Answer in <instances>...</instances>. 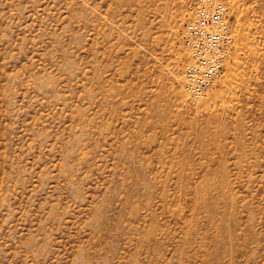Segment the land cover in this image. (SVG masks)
Wrapping results in <instances>:
<instances>
[{
  "label": "rangeland",
  "instance_id": "obj_1",
  "mask_svg": "<svg viewBox=\"0 0 264 264\" xmlns=\"http://www.w3.org/2000/svg\"><path fill=\"white\" fill-rule=\"evenodd\" d=\"M194 1L0 0V264H264V0L201 97Z\"/></svg>",
  "mask_w": 264,
  "mask_h": 264
},
{
  "label": "built area",
  "instance_id": "obj_2",
  "mask_svg": "<svg viewBox=\"0 0 264 264\" xmlns=\"http://www.w3.org/2000/svg\"><path fill=\"white\" fill-rule=\"evenodd\" d=\"M182 32L188 54L182 73L190 94L201 97L221 77L233 47L229 6L222 0H195Z\"/></svg>",
  "mask_w": 264,
  "mask_h": 264
},
{
  "label": "bare ground",
  "instance_id": "obj_3",
  "mask_svg": "<svg viewBox=\"0 0 264 264\" xmlns=\"http://www.w3.org/2000/svg\"><path fill=\"white\" fill-rule=\"evenodd\" d=\"M183 34V33H182ZM234 41V40H233Z\"/></svg>",
  "mask_w": 264,
  "mask_h": 264
}]
</instances>
